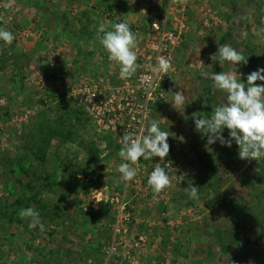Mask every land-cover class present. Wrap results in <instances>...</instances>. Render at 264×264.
I'll list each match as a JSON object with an SVG mask.
<instances>
[{
	"label": "rangeland",
	"instance_id": "374dc122",
	"mask_svg": "<svg viewBox=\"0 0 264 264\" xmlns=\"http://www.w3.org/2000/svg\"><path fill=\"white\" fill-rule=\"evenodd\" d=\"M76 3L0 0V26L15 36L11 44L0 41V264H264V158H239L234 141L209 144L193 117L210 116L226 99L210 73L237 70L246 81L264 67V0H187L188 24L166 16L164 0L139 10L150 30L138 37L141 67L134 75L154 65L146 60L154 54V24L175 32L184 25L168 44L175 66L168 97L144 122L156 119L169 133L161 162L172 180L160 193L147 182L158 157L141 158L126 185L114 183L122 120L107 129L78 96L88 79L106 96L120 88L119 67L98 39L99 24L114 23H97L107 11L96 3L81 13ZM224 44L242 51L248 64L236 69L220 61ZM182 90L184 108H175L174 93ZM189 182L199 199L186 195ZM27 207L39 211L44 231L12 214ZM120 212L130 219L117 226Z\"/></svg>",
	"mask_w": 264,
	"mask_h": 264
},
{
	"label": "clouds",
	"instance_id": "9594fccd",
	"mask_svg": "<svg viewBox=\"0 0 264 264\" xmlns=\"http://www.w3.org/2000/svg\"><path fill=\"white\" fill-rule=\"evenodd\" d=\"M14 39L11 31L0 26V41L11 44ZM98 39L107 52L108 59L118 65L121 79L132 77L141 67L137 63L138 35L127 21H117L111 26L100 23ZM218 54L220 61L230 62L236 69L241 64H248V56L229 44L219 45ZM170 69L171 59L165 56H158L152 66L154 74L165 75ZM242 75L237 70L210 73L213 87L225 93L226 99H221L213 107L210 116L194 113V124L197 131L206 134L209 144L218 141L222 146L231 147L234 141L238 145L239 158L257 161L264 158V83L255 82H264V67H258L247 74L246 81L241 79ZM186 97L183 90L175 92L171 104L175 108L183 106ZM225 129L229 130L227 138L223 135ZM168 137L169 133L162 129L156 119H149L146 126L142 124L138 131L123 134V144L118 152L122 161L117 166L120 175L114 177V183L124 182L126 185L137 176L139 169L136 164L141 158L152 161L158 157L159 162L154 163L147 182L154 193H160L169 187L171 170L161 162L169 153ZM184 191L190 200L199 199V187L191 182ZM19 216L29 219L30 228L39 227L40 231H44V224L36 209L23 208L19 211Z\"/></svg>",
	"mask_w": 264,
	"mask_h": 264
},
{
	"label": "built area",
	"instance_id": "2783aa9c",
	"mask_svg": "<svg viewBox=\"0 0 264 264\" xmlns=\"http://www.w3.org/2000/svg\"><path fill=\"white\" fill-rule=\"evenodd\" d=\"M167 8L166 16L173 17L180 23H185L187 12V0H164ZM175 10L177 11L175 13ZM166 21V19H165ZM165 23V22H164ZM156 28V42L153 44L154 54L146 60L156 63L158 56H165L171 59L172 69L167 74H154L152 66H147L138 75H133L132 79H122L120 88L111 90L108 96L105 90L98 83L88 79L78 89V96L84 104L87 112L99 114V123L105 124L108 129L115 121L122 120L121 127L118 129V136L129 131H138L144 124L147 115L154 108L161 107L168 97L166 84L169 83L175 71L173 55L168 44H173L177 35L181 34V28L175 30L167 29L164 25ZM104 90V91H102ZM137 93L139 101H135L133 93ZM114 104V109L110 105ZM123 212V209H122ZM120 212V213H122ZM130 215L124 214L118 218L117 226L120 223L129 221Z\"/></svg>",
	"mask_w": 264,
	"mask_h": 264
},
{
	"label": "crops",
	"instance_id": "0c3cea01",
	"mask_svg": "<svg viewBox=\"0 0 264 264\" xmlns=\"http://www.w3.org/2000/svg\"><path fill=\"white\" fill-rule=\"evenodd\" d=\"M75 8H81L80 13L83 9L91 8L90 3L95 4L96 6L99 5L103 8L102 15H105V19H102L101 17L97 19V23L101 22V20H112V23H116L117 21H127L130 24L135 25L132 30L137 33L139 39H141V35L144 33V31H147L149 27L145 28V24L149 23V18L144 12L140 9H152L153 7V0H86L85 5L79 3L78 0H76ZM83 6V7H82ZM95 6V7H96ZM161 9V8H160ZM150 12L153 14V12L150 10ZM162 12V11H161ZM106 13V14H105ZM109 13V14H108ZM163 14V13H162ZM155 15H152V17ZM151 17V15H150ZM93 19V17H91ZM173 18V17H170ZM174 19V18H173ZM79 18L77 19V21ZM189 19L186 21V24L189 23ZM166 22V21H165ZM142 25V26H141ZM168 26V23H166ZM144 26V27H143ZM77 28V27H76ZM167 29H170L166 27ZM150 30V29H149ZM142 33V34H141ZM141 42L139 40L138 45H140Z\"/></svg>",
	"mask_w": 264,
	"mask_h": 264
},
{
	"label": "trees",
	"instance_id": "16d2710c",
	"mask_svg": "<svg viewBox=\"0 0 264 264\" xmlns=\"http://www.w3.org/2000/svg\"><path fill=\"white\" fill-rule=\"evenodd\" d=\"M235 9V8H234ZM209 116V115H208ZM199 158H200V162H201V165H204V166H207L206 164H204L202 161H201V156L199 155ZM47 182V181H46ZM46 182L44 183L45 185H44V187L43 188H49L48 187V185L50 184V182L48 183V185L46 184ZM84 187H87V184L85 183L84 184ZM37 198V195H36V197L34 198V199H36ZM21 202L20 201H17L15 204L18 206V207H20L21 206V204H20ZM17 212H19V209H17V208H14L13 209V211H12V214H16ZM264 248V247H263Z\"/></svg>",
	"mask_w": 264,
	"mask_h": 264
}]
</instances>
